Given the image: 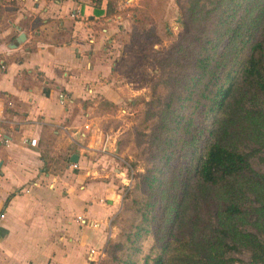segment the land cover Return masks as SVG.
Returning <instances> with one entry per match:
<instances>
[{
  "label": "crops",
  "instance_id": "crops-1",
  "mask_svg": "<svg viewBox=\"0 0 264 264\" xmlns=\"http://www.w3.org/2000/svg\"><path fill=\"white\" fill-rule=\"evenodd\" d=\"M145 1L0 0V264H88L103 244L125 177L93 108L123 99L121 36L139 41L132 8L159 11Z\"/></svg>",
  "mask_w": 264,
  "mask_h": 264
},
{
  "label": "trees",
  "instance_id": "trees-1",
  "mask_svg": "<svg viewBox=\"0 0 264 264\" xmlns=\"http://www.w3.org/2000/svg\"><path fill=\"white\" fill-rule=\"evenodd\" d=\"M214 5L212 35L196 37L191 71L163 103L153 131L158 161L139 174L133 217L101 264H264V171L237 148L243 139L264 146V0ZM132 13L138 38L152 16ZM241 248L246 261L232 254Z\"/></svg>",
  "mask_w": 264,
  "mask_h": 264
},
{
  "label": "rangeland",
  "instance_id": "rangeland-1",
  "mask_svg": "<svg viewBox=\"0 0 264 264\" xmlns=\"http://www.w3.org/2000/svg\"><path fill=\"white\" fill-rule=\"evenodd\" d=\"M149 2H153L155 8L159 5V11H151L157 20H149L137 43H129L127 29L125 32L128 33L123 32L121 36V40L127 42L117 45L118 51L120 46L123 48L117 67L121 71L120 76L128 81L122 101L109 105L104 99L97 98L93 108L94 114L100 118L99 125L114 140L119 155L117 166L121 164L123 177H132L130 184H122L123 194L116 212L109 223H105L104 242L99 246L103 255L97 264L111 255L113 244L123 233V226L133 217L134 212L128 206L130 197L144 190L139 174L146 173L158 161L153 131L161 120L163 103L169 94L179 91L185 74L191 71L189 61L197 50L196 37L212 35L217 23L219 9L215 8V0L145 1ZM179 45L183 47L173 55ZM170 50L172 54H168ZM237 148L249 152L251 165L264 171V146L254 140L243 139L237 143ZM185 151L187 147H184ZM167 174L169 177L175 175L178 181L177 172L172 173L169 169ZM173 189H177V185ZM198 206L201 216L205 217L204 207L200 203ZM195 210L192 203L188 214ZM246 227L252 229L250 225ZM232 254L246 261L249 250L241 248Z\"/></svg>",
  "mask_w": 264,
  "mask_h": 264
},
{
  "label": "built area",
  "instance_id": "built-area-1",
  "mask_svg": "<svg viewBox=\"0 0 264 264\" xmlns=\"http://www.w3.org/2000/svg\"><path fill=\"white\" fill-rule=\"evenodd\" d=\"M75 13H73L72 15H74ZM4 50L3 49H0V54L3 52ZM5 67V61L4 59L0 56V68H4ZM58 99L61 103H65L67 101L70 100V97L68 96V94L66 93V91H60L58 93ZM2 119V118H0ZM0 141H7V137L6 135L3 133V132H0ZM29 142L33 145H35L36 143V138L33 137V138H30L29 139ZM73 166H76V163H72ZM87 175H98V171H91V170H88L86 172ZM132 182V177L131 175H125V184L128 185ZM4 213H0V217L3 216ZM77 218L82 222V223H85L86 222V219L81 216V215H78ZM110 221V220H109ZM109 221H107L109 223ZM94 225H97L98 222L95 221L93 223ZM103 255V250L98 248H90L89 251L87 252V261H88V264H97V262L99 261V259L102 257ZM238 264V263H236Z\"/></svg>",
  "mask_w": 264,
  "mask_h": 264
},
{
  "label": "water",
  "instance_id": "water-1",
  "mask_svg": "<svg viewBox=\"0 0 264 264\" xmlns=\"http://www.w3.org/2000/svg\"><path fill=\"white\" fill-rule=\"evenodd\" d=\"M23 38H24V33H20V35L17 38V42H20ZM14 45H16V43H14ZM70 158L72 161H75L77 159V154L73 153Z\"/></svg>",
  "mask_w": 264,
  "mask_h": 264
}]
</instances>
